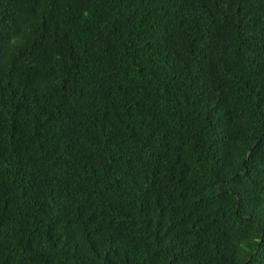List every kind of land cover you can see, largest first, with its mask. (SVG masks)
I'll list each match as a JSON object with an SVG mask.
<instances>
[{
    "label": "trees",
    "instance_id": "16d2710c",
    "mask_svg": "<svg viewBox=\"0 0 264 264\" xmlns=\"http://www.w3.org/2000/svg\"><path fill=\"white\" fill-rule=\"evenodd\" d=\"M0 264H264V0H0Z\"/></svg>",
    "mask_w": 264,
    "mask_h": 264
}]
</instances>
